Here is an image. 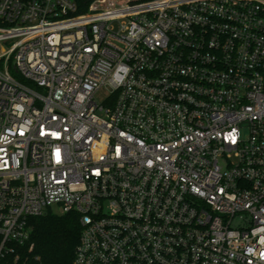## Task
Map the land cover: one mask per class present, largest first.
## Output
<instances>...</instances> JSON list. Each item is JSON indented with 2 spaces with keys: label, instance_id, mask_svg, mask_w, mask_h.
Returning <instances> with one entry per match:
<instances>
[{
  "label": "built area",
  "instance_id": "obj_1",
  "mask_svg": "<svg viewBox=\"0 0 264 264\" xmlns=\"http://www.w3.org/2000/svg\"><path fill=\"white\" fill-rule=\"evenodd\" d=\"M79 9L0 0V256L49 211L72 264H264V0Z\"/></svg>",
  "mask_w": 264,
  "mask_h": 264
},
{
  "label": "trees",
  "instance_id": "obj_2",
  "mask_svg": "<svg viewBox=\"0 0 264 264\" xmlns=\"http://www.w3.org/2000/svg\"><path fill=\"white\" fill-rule=\"evenodd\" d=\"M92 0H76L84 12ZM1 26V24H0ZM29 239L23 244L10 243L13 252L3 251L0 264H72L80 234L78 216L46 212L28 219Z\"/></svg>",
  "mask_w": 264,
  "mask_h": 264
},
{
  "label": "rangeland",
  "instance_id": "obj_3",
  "mask_svg": "<svg viewBox=\"0 0 264 264\" xmlns=\"http://www.w3.org/2000/svg\"><path fill=\"white\" fill-rule=\"evenodd\" d=\"M10 44H7L6 46H9ZM11 74L13 76H16L13 71L11 72ZM108 96H109V91L105 88H102L95 94V100L99 103H102L106 100ZM243 135H245V133H243ZM56 210H57L56 208H52V211H56Z\"/></svg>",
  "mask_w": 264,
  "mask_h": 264
}]
</instances>
